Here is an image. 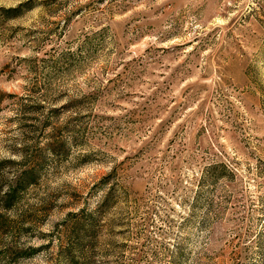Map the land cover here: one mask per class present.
<instances>
[{
  "label": "rangeland",
  "instance_id": "obj_1",
  "mask_svg": "<svg viewBox=\"0 0 264 264\" xmlns=\"http://www.w3.org/2000/svg\"><path fill=\"white\" fill-rule=\"evenodd\" d=\"M14 185L0 264H264V0H0Z\"/></svg>",
  "mask_w": 264,
  "mask_h": 264
},
{
  "label": "trees",
  "instance_id": "obj_2",
  "mask_svg": "<svg viewBox=\"0 0 264 264\" xmlns=\"http://www.w3.org/2000/svg\"><path fill=\"white\" fill-rule=\"evenodd\" d=\"M27 3L26 2H22L19 3L17 6L15 7H9V8H4L1 9L2 12L4 13H9V12H13L15 13L16 11H18L21 7L25 6ZM28 176H32L31 174H28ZM25 178V177H24ZM19 186V185H18ZM17 185H14L13 187H9L6 191H4L2 193V195H0V208H7L10 204L11 201L13 200L16 192L18 191V189L20 187H18Z\"/></svg>",
  "mask_w": 264,
  "mask_h": 264
}]
</instances>
